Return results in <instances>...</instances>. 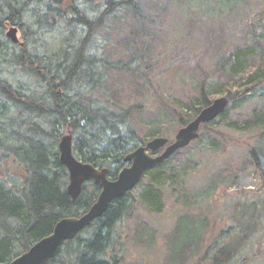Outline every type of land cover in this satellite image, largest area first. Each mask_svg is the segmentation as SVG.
I'll use <instances>...</instances> for the list:
<instances>
[{"label":"trees","instance_id":"obj_1","mask_svg":"<svg viewBox=\"0 0 264 264\" xmlns=\"http://www.w3.org/2000/svg\"><path fill=\"white\" fill-rule=\"evenodd\" d=\"M147 1L0 0V58L33 83L24 89L0 74V264L49 235L60 219L85 213L98 196L99 186L87 183L80 198L71 202L66 192L68 175L58 161L57 144L63 132L72 136L76 158L107 169L111 179L119 171L113 166L123 163L132 144L144 143L152 136L138 128L147 94L142 92L139 97L128 89L134 77L154 73L152 69L149 72L148 54L144 52L147 41L136 37L144 33L146 38L145 26L153 23L152 12L162 15L166 12L164 5L177 0H153V6ZM257 25L259 31L264 30V0L260 2ZM7 26L21 30V46L5 39ZM125 26L131 28L128 38L134 46L125 47V54L116 57L110 49L111 36ZM250 43L232 50L227 59L220 53L215 56L213 65L220 68L223 80H217L220 84L213 95L219 94L220 85L226 88L223 94L230 103L218 120L236 132L251 133L256 143L248 147L242 163L210 179L211 191L226 185L235 173L251 168V175L259 180V192L264 193V39L259 36ZM241 75L245 77H238ZM146 81H150L148 77ZM210 89L202 75L186 104L189 112L179 111L175 105L168 108L163 95H155L180 128L210 105ZM246 104L251 106L249 112L239 113ZM232 112L236 119L230 118ZM209 125L202 126L201 131ZM162 180V176H156L143 194V203L155 211L161 209ZM176 190L178 196L185 194L183 185L172 192ZM183 199L176 200L182 208L194 201L189 195ZM128 208L123 199L115 202L91 225L93 233L86 240L77 237L66 243L48 264H65L58 261L63 253L68 257L66 264H116L113 256L108 259L107 251L112 229ZM255 208L253 203L240 204L241 212L249 216L248 223H232L227 231L234 241L209 246L203 260L228 264L242 248L243 232L249 237L258 226L259 243L263 244L264 208L259 221L253 223L257 221V215L251 214ZM203 228V223L187 217L177 221L170 243L172 263L184 264L187 258L199 254Z\"/></svg>","mask_w":264,"mask_h":264},{"label":"rangeland","instance_id":"obj_2","mask_svg":"<svg viewBox=\"0 0 264 264\" xmlns=\"http://www.w3.org/2000/svg\"><path fill=\"white\" fill-rule=\"evenodd\" d=\"M260 2L261 0H177L172 2L173 5H164L166 12L162 15L152 12L153 23L145 26L146 38L143 37L144 33H138L136 39L147 41L144 52L148 54L149 72L152 69L154 73L147 76L150 81H146L147 77L137 76L130 87L125 84L124 88L127 90L129 87L139 97L142 92L147 94L144 98L146 110L138 128L142 133L149 131L152 136L148 139L164 137L173 142L179 129L175 118L163 108L155 93L163 95L169 104L168 108L175 105L179 111L183 109L184 112H189L186 104L204 75L208 88H211V101L226 96V88L222 85L219 87V94L213 95L219 83L217 80H223L219 74L220 68L213 65L217 58L215 56L220 53L227 59L232 50L245 48L251 44L252 39L259 40V36L264 39V30L259 31L257 25ZM152 3L153 0L147 1V4ZM130 29L129 26L119 27L111 36L110 49L113 48L116 57L125 54V47L133 45L128 38ZM17 38L19 43L24 42L21 30ZM230 62L231 59L228 63ZM7 65L0 58V74L9 81L17 82L24 89L33 84L18 68ZM228 67L229 64L226 69ZM238 77L243 79L245 75ZM250 108L247 104L243 105L239 113H247ZM230 118L236 119L237 115L232 112ZM65 134L66 131L62 135ZM255 143L251 133L236 132L224 122L216 120L201 132L196 142L162 167L150 171L145 180L123 199L129 208L112 229L108 259L113 256L116 264H174L171 258V237L177 221L187 217L203 223L204 228L200 232L202 240L198 242L199 254L187 258L184 264H212L210 259L203 260L207 248L234 241L227 230L232 223L235 225V221L242 220L244 225L248 223L249 216L244 211L241 212L240 204L256 205L251 214L257 215V221L254 220L253 223L258 222L259 213L264 208V193L259 192V180L257 176L251 175V168L235 173L226 185L220 184L215 191L210 190V179L223 173L225 169L242 163L248 147ZM141 144V141L133 143L128 150H135ZM123 166V163H119L113 168L120 170ZM158 175L163 178V186L159 192L161 209L155 211L146 206L142 199L150 181ZM234 178L235 183L231 185ZM181 185L185 194L178 196L177 190H172ZM184 195L193 196L194 201L192 205L182 208L176 200H184ZM91 227L81 233L79 237L82 240L93 233ZM249 233V237H245L243 232L242 248L238 256L228 264H264V243H259V226ZM67 258L63 253L58 261L66 264Z\"/></svg>","mask_w":264,"mask_h":264},{"label":"water","instance_id":"obj_3","mask_svg":"<svg viewBox=\"0 0 264 264\" xmlns=\"http://www.w3.org/2000/svg\"><path fill=\"white\" fill-rule=\"evenodd\" d=\"M17 29L11 28L6 37L17 43ZM228 105L225 97L215 99L210 106L204 108L191 122L178 130L174 141L169 144L167 138L158 137L144 146H140L128 154L124 161L129 163L123 168L115 180H110L106 169L99 170L93 165L83 163L76 159L72 151V138L69 135L61 137L58 144V160L68 173L67 194L74 203L82 192V187L87 182H93L100 187V193L88 211L79 217H66L59 220L51 233L34 245L22 255L3 264H47L56 257L63 244L73 240L82 230L94 220L100 218L108 210L111 203L121 199L125 194L135 188L142 180L145 172L162 165L175 152L187 147L199 136L201 125L213 121L224 113ZM164 151L158 156L160 149Z\"/></svg>","mask_w":264,"mask_h":264},{"label":"bare ground","instance_id":"obj_4","mask_svg":"<svg viewBox=\"0 0 264 264\" xmlns=\"http://www.w3.org/2000/svg\"><path fill=\"white\" fill-rule=\"evenodd\" d=\"M46 236H47V235H46ZM44 237H45V236H44ZM42 238H43V237H42ZM40 239H41V238H40ZM40 239H39V240H40ZM39 240H37V241H39ZM37 241H35L32 245H34ZM32 245H31V246H32ZM31 246H30V247H31ZM30 247H29V248H30Z\"/></svg>","mask_w":264,"mask_h":264}]
</instances>
